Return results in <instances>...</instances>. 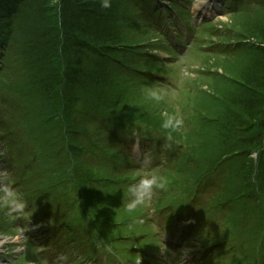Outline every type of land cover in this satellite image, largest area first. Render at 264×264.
<instances>
[{"label":"rangeland","instance_id":"1","mask_svg":"<svg viewBox=\"0 0 264 264\" xmlns=\"http://www.w3.org/2000/svg\"><path fill=\"white\" fill-rule=\"evenodd\" d=\"M150 1L135 17L138 23L124 22L133 40L124 54L113 56L122 58L125 68L115 72L114 90L126 95L122 115L115 114L139 115L172 133V158L164 152L161 160H151L147 142L136 133L113 146L97 120L72 127L68 119L66 125L56 101L36 94L38 85L24 83L22 54L13 46L0 47V241L5 242L0 264H51L53 252L46 250L43 226L35 220L41 206L50 208L43 204L50 198L87 236L94 251L88 256L97 255L98 264H264V194L239 187L238 162L220 146L224 98L229 102L251 71L249 52L242 50L255 44L253 39L237 43V31L244 32L250 19L264 21V15L241 13L249 0L210 5L207 0L200 12L194 9L203 0H175L181 7L177 13L166 3L171 0ZM153 25L160 32H147ZM135 68L161 77L148 80L145 88L134 86ZM130 93L136 94L128 98ZM87 97L72 105L71 117H81L84 107L78 105ZM169 117L182 123L165 128ZM256 154L249 157L255 161ZM122 158L132 160L121 165ZM203 160L209 164L200 165ZM221 170L224 175L215 181ZM203 183L208 188L199 192ZM182 204L190 208H177ZM182 216L195 225L186 229L178 222ZM105 233H111L110 242L95 241ZM171 234V239L181 236L178 244L164 243Z\"/></svg>","mask_w":264,"mask_h":264},{"label":"trees","instance_id":"2","mask_svg":"<svg viewBox=\"0 0 264 264\" xmlns=\"http://www.w3.org/2000/svg\"><path fill=\"white\" fill-rule=\"evenodd\" d=\"M174 1L166 3L177 13V8L180 10L181 7ZM108 2L109 7H103V0H0V47L13 46L22 54L23 67L19 73L28 79L24 83L38 85L37 88L32 87L36 94L42 93L49 101L55 100L56 106L66 114V125L68 119L70 125H74L72 127L82 125L87 119L97 120L105 126L99 127L100 131L108 133L105 138L115 147L120 140L130 137L139 126L146 127L139 131H145L141 136L148 141L153 139L151 131L155 129L162 132L165 138L157 143L160 139L158 137L157 142L148 147L150 156H158L161 160L165 152V157L172 158L171 151H168L164 143L167 138L175 139L172 133L156 121L139 115L115 114L118 112L122 115L126 99V95L117 93L118 89L114 90V82H117L115 72L125 70L123 59H115V56L124 54L126 48L130 47L129 43H132L129 28L126 27L128 22L138 23L135 17L140 18L138 14L142 13L141 9H147L152 1ZM242 8L241 13L254 11V15H264V0H249ZM246 25L247 27H243L244 32L237 31L236 39L237 43H243V39L255 41V44L243 45L245 49L242 50L249 52L248 65L251 71L244 75L240 88L231 93L229 102L224 98L226 112L222 116L226 122H222L224 131H221V136L225 137L220 146L225 154H229L228 158L232 162H238L236 176L240 178L239 187L243 190L255 187L264 194V21L250 19L246 21ZM146 28H149L147 32L151 34L160 32L155 25ZM133 71L136 72H133L136 78L134 86L141 88L149 85L148 80L161 77L159 73L143 69L135 68ZM135 94L130 93L128 98ZM83 96H88V99L82 100L83 103L78 106L83 104L84 111L80 118L75 119L70 116L71 107ZM135 104L136 101L131 103L130 109ZM217 117L220 116L217 114ZM112 127L124 128L125 131L118 132ZM229 148L231 151H228ZM255 151L258 155L254 161L249 154ZM98 157L101 160L102 154ZM110 157L112 156H107ZM130 159L122 158L117 162L128 165ZM199 164L208 165L209 162L203 160ZM224 173L225 170H221L218 174L220 178L215 181L221 180ZM203 185L207 184L203 183L199 192L208 188ZM47 202L54 206L52 198ZM176 204L170 205L172 207ZM187 207L190 208L182 204L177 208L186 212ZM42 210L43 208L40 209ZM93 220L100 224L98 220ZM102 235L98 234L95 241L101 243V240L112 239L111 233Z\"/></svg>","mask_w":264,"mask_h":264},{"label":"clouds","instance_id":"3","mask_svg":"<svg viewBox=\"0 0 264 264\" xmlns=\"http://www.w3.org/2000/svg\"><path fill=\"white\" fill-rule=\"evenodd\" d=\"M109 6L110 5H109L108 0H103V7H109ZM181 123H182V120H180V119H175L174 120V118L169 117V119L164 123L163 126L165 128H168V127L175 128L176 126L180 125ZM256 155H258V154H256Z\"/></svg>","mask_w":264,"mask_h":264},{"label":"bare ground","instance_id":"4","mask_svg":"<svg viewBox=\"0 0 264 264\" xmlns=\"http://www.w3.org/2000/svg\"><path fill=\"white\" fill-rule=\"evenodd\" d=\"M203 1H204L203 3H201V4H199L198 6L195 7V9H194L195 12H200L201 10L204 9V8H202V7L205 6L208 2H207V0H203ZM213 1H214V0H209V3H208V4L210 5V3H213ZM209 7H210V6H209ZM208 9H210V8H208ZM211 9H212V8H211ZM4 243H5V242L0 241V246H1V245H4Z\"/></svg>","mask_w":264,"mask_h":264}]
</instances>
